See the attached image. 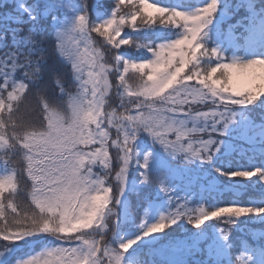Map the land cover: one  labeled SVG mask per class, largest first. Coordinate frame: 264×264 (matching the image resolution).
<instances>
[{"label":"snow or ice","instance_id":"snow-or-ice-1","mask_svg":"<svg viewBox=\"0 0 264 264\" xmlns=\"http://www.w3.org/2000/svg\"><path fill=\"white\" fill-rule=\"evenodd\" d=\"M0 264H264V0H0Z\"/></svg>","mask_w":264,"mask_h":264},{"label":"trees","instance_id":"trees-1","mask_svg":"<svg viewBox=\"0 0 264 264\" xmlns=\"http://www.w3.org/2000/svg\"><path fill=\"white\" fill-rule=\"evenodd\" d=\"M107 2L110 3L111 0H107ZM233 2H235V0H233ZM234 22H235L234 19H232V20L229 21V23H234ZM225 27H227V25H225ZM209 223H212V222H209ZM256 225H257V224H253V225H251V226H250V229H249L248 232L238 233V236H239L242 240H246V241H248L249 243L255 241V240L257 239V234H258V232H259V231L256 232V230H255V226H256Z\"/></svg>","mask_w":264,"mask_h":264}]
</instances>
